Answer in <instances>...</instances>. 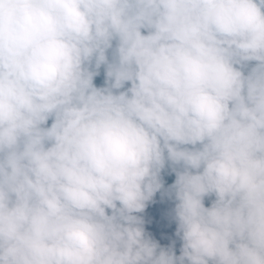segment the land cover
I'll return each instance as SVG.
<instances>
[{"label": "clouds", "instance_id": "1", "mask_svg": "<svg viewBox=\"0 0 264 264\" xmlns=\"http://www.w3.org/2000/svg\"><path fill=\"white\" fill-rule=\"evenodd\" d=\"M0 264H264V0H0Z\"/></svg>", "mask_w": 264, "mask_h": 264}]
</instances>
